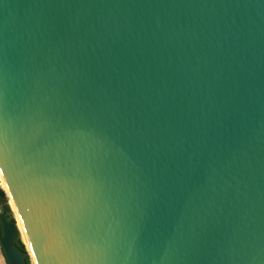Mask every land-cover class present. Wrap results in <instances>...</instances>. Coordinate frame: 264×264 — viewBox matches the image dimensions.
<instances>
[{
  "label": "water",
  "instance_id": "95a60500",
  "mask_svg": "<svg viewBox=\"0 0 264 264\" xmlns=\"http://www.w3.org/2000/svg\"><path fill=\"white\" fill-rule=\"evenodd\" d=\"M0 128L38 264H264V0H0Z\"/></svg>",
  "mask_w": 264,
  "mask_h": 264
},
{
  "label": "trees",
  "instance_id": "16d2710c",
  "mask_svg": "<svg viewBox=\"0 0 264 264\" xmlns=\"http://www.w3.org/2000/svg\"><path fill=\"white\" fill-rule=\"evenodd\" d=\"M8 201H9V200H8V196L6 195L5 191L0 187V212L3 211V208H4V207H7V206H8V204H9ZM0 214H1V213H0ZM8 218H9L10 220H12V221H15V218H14V215H13L12 212H9V213H8ZM1 233H2V230H1V224H0V237H1ZM21 239L23 240L24 243L22 242V240H20V241L17 243V246H18L23 252H26V251L28 252V247H27V243H26V241L24 240L23 237H22ZM1 252H2V250H1ZM2 254H3V252H2ZM3 256H4V254H3ZM26 261H27L28 264H31V260H30V256H29V255H27Z\"/></svg>",
  "mask_w": 264,
  "mask_h": 264
},
{
  "label": "bare ground",
  "instance_id": "6f19581e",
  "mask_svg": "<svg viewBox=\"0 0 264 264\" xmlns=\"http://www.w3.org/2000/svg\"><path fill=\"white\" fill-rule=\"evenodd\" d=\"M0 186H1V188L5 191V193L7 194V196L9 197V200H10V202H11V204H12V206H13V208H14V210H15L17 216H18V222L16 221V223H17L18 229H19V231H20L21 238L23 237V235L26 237L27 243H28V245H29V247H30V250H31V252H32V253H30V254L33 255V257H34V259H35V261H36V264H38V262H37V260H36V257H35V254H34V252H33V249H32V247H31V245H30L29 240H28L27 234H26V232H25L24 226H23V224H22V221H21V219H20V216H19V214H18V212H17V209H16V206H15V204H14V201L12 200V198H11V196H10L9 190H8V188H7V184H6L4 178H3L2 174H1V171H0ZM10 207H11V206H10ZM13 208L11 207L12 212L14 211ZM32 255H31V256H32Z\"/></svg>",
  "mask_w": 264,
  "mask_h": 264
},
{
  "label": "rangeland",
  "instance_id": "374dc122",
  "mask_svg": "<svg viewBox=\"0 0 264 264\" xmlns=\"http://www.w3.org/2000/svg\"><path fill=\"white\" fill-rule=\"evenodd\" d=\"M0 187H1V186H0ZM6 195H7V194H6ZM8 200H9V197H8ZM8 202H9V205L13 208V206H12L10 200H9ZM13 210H14V208H13ZM0 213H1V212H0ZM12 213H13V215H14L15 221L18 222V216H17L15 210H14ZM23 238H24V240H25L26 243H27L26 237H25L24 235H23ZM21 240H22V239H21ZM22 241H23V240H22ZM23 243H24V242H23ZM27 247H28V254H29V256H30L31 264H36V261H35L33 255L30 254V253H32V252H31V250H30V247H29L28 243H27ZM31 255H32V256H31ZM0 264H7V262H6V260H5V257L3 256L2 252H1V248H0Z\"/></svg>",
  "mask_w": 264,
  "mask_h": 264
},
{
  "label": "snow or ice",
  "instance_id": "6c2138e0",
  "mask_svg": "<svg viewBox=\"0 0 264 264\" xmlns=\"http://www.w3.org/2000/svg\"><path fill=\"white\" fill-rule=\"evenodd\" d=\"M3 130H2V128H0V146H2V144H3Z\"/></svg>",
  "mask_w": 264,
  "mask_h": 264
}]
</instances>
